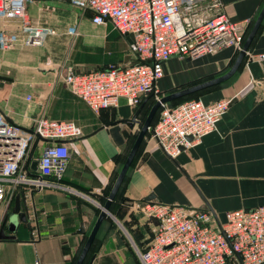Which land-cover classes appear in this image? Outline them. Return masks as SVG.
Wrapping results in <instances>:
<instances>
[{
	"label": "crops",
	"instance_id": "0c3cea01",
	"mask_svg": "<svg viewBox=\"0 0 264 264\" xmlns=\"http://www.w3.org/2000/svg\"><path fill=\"white\" fill-rule=\"evenodd\" d=\"M222 1L230 19H249L251 26L264 5V0ZM27 12L34 22L55 28L56 34L43 46L18 43L6 51L0 49V110L29 129L38 116L46 114L75 121L83 126L84 134L69 142L71 155L62 177H51L52 185L34 190L31 201L27 197L29 219L20 221L14 231L6 230L14 237L0 240V264H75L148 115L149 104L145 100L132 107L121 99L118 106L95 111L63 79L62 65L89 71L110 63L137 62L131 35L122 34L110 22L94 23L90 12L67 1H29ZM7 24L1 22L0 28ZM71 26L77 27L75 37L69 33ZM238 53L225 47L194 59L173 56L165 62L159 89L167 93L183 82L222 74ZM259 53L264 54V19L237 72L225 85L200 97L205 102L231 100L218 129L200 143L173 158L147 132L122 183L129 199L123 204V217L110 211L117 228L102 231L93 264H142L135 239L148 241L156 228L155 221L141 211L144 201L209 210L217 223L225 222L227 211L264 205V59H257ZM141 105L138 121L133 120ZM42 148L36 145L34 158ZM19 193L23 189L8 187L13 201H5L0 208V230ZM21 205L24 209L23 201ZM128 243L134 245L135 257Z\"/></svg>",
	"mask_w": 264,
	"mask_h": 264
},
{
	"label": "built area",
	"instance_id": "2783aa9c",
	"mask_svg": "<svg viewBox=\"0 0 264 264\" xmlns=\"http://www.w3.org/2000/svg\"><path fill=\"white\" fill-rule=\"evenodd\" d=\"M29 1L34 0H0V23L9 22L0 28L2 51L18 43L43 46L56 34L55 28L32 20L27 12ZM62 1L90 12L96 24L110 22L122 34L131 35L137 53L138 61L127 65L110 63L89 71L61 66L68 89L95 111L118 106L121 99L132 107H138L148 95L159 99V81L171 57L194 59L225 47L239 52L251 28L249 19H230L222 0ZM69 33L75 37L77 27L71 26ZM256 56L264 59L263 53ZM230 101L193 98L176 106L164 103L158 121L149 129V138L176 158L218 129ZM83 134V126L72 120L42 114L29 129L0 110V208L10 185L13 190L23 189L28 201L34 190L53 184L51 177H62L70 160L69 142ZM38 144L43 148L34 158ZM141 211L157 220L147 249L137 248L142 264H228L231 259L240 262L238 256L240 264L264 263V205L227 211L220 224L209 210L178 203L147 200Z\"/></svg>",
	"mask_w": 264,
	"mask_h": 264
},
{
	"label": "water",
	"instance_id": "95a60500",
	"mask_svg": "<svg viewBox=\"0 0 264 264\" xmlns=\"http://www.w3.org/2000/svg\"><path fill=\"white\" fill-rule=\"evenodd\" d=\"M264 19V5L258 15V17L255 19L253 25L251 26L247 36H246V39H245V42L243 44V47L242 49L239 51L235 61L233 62V64L231 65V67L224 73L218 75V76H215L213 78H210V79H207V80H204L202 82H198V83H195L193 85H189L187 87H184V88H181V89H178V90H175V91H172L170 93H167V94H164L162 95L159 99H157L155 101V103L152 105L145 121L143 122L142 126H141V129L139 131V134L119 172V175L111 189V192L109 194V197L108 199L106 200V202L104 203V205L102 206L101 208V212L92 228V230L90 231L84 245H83V248L75 262V264H84L86 258H87V255L89 253V250L101 228V225L105 219V217L107 215H110V208H111V205H112V202L121 186V184L123 183L125 177H126V174L147 134V132L149 131L151 125H152V121L156 115V113L159 111L160 107L162 106V104L164 103H168L174 99H177V98H180V97H183V96H186V95H189L191 93H194V92H197L199 90H202L204 88H207V87H210V86H213V85H216V84H219V83H222L224 81H227L228 79H230L236 72L237 70L239 69L247 51L249 50L250 46H251V43L253 41V39L255 38L259 28H260V25L262 23ZM143 105H141L137 111H136V114L133 118V120H137L136 116L137 114L141 111ZM138 121V120H137ZM189 139H191V137H189ZM23 201V205H24V209H22V205H21V202ZM29 219V215H28V203H27V200H26V196L24 193H19L16 195V198H15V207L14 209L12 210V212L7 216L6 218V221H5V225H3V227L1 228L0 230V240L1 239H9V238H13L14 235H10L8 233H6V230L8 231H14L15 229H17L18 227V224L20 221H24V222H27ZM7 224V225H6ZM220 224V223H219ZM96 255H93L92 258L90 259L89 261V264H93L94 262V259H95ZM238 259L240 260L241 262V258L238 256Z\"/></svg>",
	"mask_w": 264,
	"mask_h": 264
},
{
	"label": "trees",
	"instance_id": "16d2710c",
	"mask_svg": "<svg viewBox=\"0 0 264 264\" xmlns=\"http://www.w3.org/2000/svg\"><path fill=\"white\" fill-rule=\"evenodd\" d=\"M227 81H224V82H222L220 84H217V85H215L212 88H219V87L225 85L227 83ZM208 90H211V89H208ZM208 90H206V91H208ZM200 97H201V92H197V93L189 94V95L174 99V100L168 102V105L169 106H176V105H178V104H180V103H182V102H184L186 100L193 99V98H200ZM145 100L149 104V109H148V113H149V111H150L152 105L155 103L156 99H155L154 95H148V96L144 97V99H143V101L141 103H143ZM145 118L142 119V122H144ZM158 119H159V111L156 113V115H155V117H154V119L152 121V126H154L156 124ZM139 150H140V148H139ZM139 150H138L136 156L138 155ZM126 201H129V199L127 197H125L124 194H123V184H122L120 186V188H119V190H118V192H117V194H116V196H115V198H114V200L112 202L111 208H110V211L114 212V214H116L117 217H119L120 219L123 217V211H122L123 208H124L123 204H127ZM100 212H101V209L98 210V214H100ZM147 219L155 221V225H157V220L155 218L148 217ZM116 228H117L116 222L109 215H107L105 217L102 225H101V228H100V230H99V232H98V234H97V236H96V238H95L90 250H89V253L87 255V258H86L84 264H89V261L92 258V256L95 255L96 252L98 251L100 243H101V239H102L101 238L102 231H104L105 229H107L109 231H114V230H116ZM130 229L132 231H134L131 226H130ZM132 234L135 235L134 232H132ZM153 235H154V230L152 231L151 236L149 237L148 241L139 242V240L135 239L136 244L138 245V248L141 251H144V250L147 249V247H148ZM86 239H87V236L85 237L84 240L86 241ZM129 246H130V244H129ZM130 249H131V251H134V250H132L133 248L131 246H130ZM134 254H135V252H134ZM135 256H136V254H135ZM238 263L240 264L239 261H238Z\"/></svg>",
	"mask_w": 264,
	"mask_h": 264
},
{
	"label": "rangeland",
	"instance_id": "374dc122",
	"mask_svg": "<svg viewBox=\"0 0 264 264\" xmlns=\"http://www.w3.org/2000/svg\"><path fill=\"white\" fill-rule=\"evenodd\" d=\"M220 75V74H219ZM215 76H218V75H215ZM214 76V77H215ZM207 78V77H206ZM205 77H202L201 79H194L193 81H191V82H189V83H186V82H183V83H181L180 85H175V86H173L172 88H170V90H168V92L167 93H170V92H172V91H175V90H178V89H181V88H184V87H187V86H189V85H193V84H195V83H198V82H202V81H204V80H207ZM213 78V77H212ZM210 79V78H209ZM220 84V83H219ZM217 85V84H216ZM215 85H213V86H210V87H207V88H204V89H202V90H199V91H197V92H201V97L207 92L206 90H208V89H215V88H212V87H214ZM209 91V90H208ZM197 92H194V93H197ZM166 93V91H162V90H160V95H164V94H167ZM191 94H193V93H191ZM155 99H156V97H155ZM28 198H29V201H31V197L30 196H28ZM5 201H13V200H11V197H10V194H8V196H7V199L5 200ZM4 201V204L3 205H6V202ZM2 207V206H1ZM101 240H103V239H101ZM130 244V243H129ZM132 243L130 244V246L132 247ZM134 246V245H133ZM133 250V249H132ZM132 254H133V257H135V254H134V251H132L131 252ZM228 264H239L238 263V261L236 260V259H231L230 261H229V263ZM261 264H264V263H261Z\"/></svg>",
	"mask_w": 264,
	"mask_h": 264
}]
</instances>
